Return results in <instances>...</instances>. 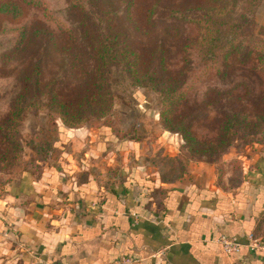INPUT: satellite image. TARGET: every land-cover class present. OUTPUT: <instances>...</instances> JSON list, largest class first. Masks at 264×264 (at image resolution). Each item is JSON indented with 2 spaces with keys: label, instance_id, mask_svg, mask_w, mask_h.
Here are the masks:
<instances>
[{
  "label": "rangeland",
  "instance_id": "374dc122",
  "mask_svg": "<svg viewBox=\"0 0 264 264\" xmlns=\"http://www.w3.org/2000/svg\"><path fill=\"white\" fill-rule=\"evenodd\" d=\"M40 1L0 0V202L13 195L23 173L40 179L62 159L79 165L76 177L84 181L94 174L99 182H123V170L134 165L169 184L193 182L197 172L230 192L245 181L264 153V138L246 144L245 125L232 143L218 139L229 115L249 122L260 112L264 83L249 67H234L224 79L201 62L200 33L180 16L204 0H98L99 9L87 0ZM3 4H18L20 13L2 12ZM255 22L264 37V0ZM103 31L126 37L142 80L134 85L112 71L110 110L96 89L93 40ZM157 85L185 96L168 113L169 126L162 121ZM20 107V127L7 135L4 127ZM107 136L114 140L107 143L111 153H99ZM121 144L128 153L118 149ZM5 259L0 264H23Z\"/></svg>",
  "mask_w": 264,
  "mask_h": 264
},
{
  "label": "crops",
  "instance_id": "0c3cea01",
  "mask_svg": "<svg viewBox=\"0 0 264 264\" xmlns=\"http://www.w3.org/2000/svg\"><path fill=\"white\" fill-rule=\"evenodd\" d=\"M110 137L99 153H111ZM255 165L231 192L201 172L193 182L167 184L135 165L123 170V182L78 179L81 167L64 159L40 179L25 172L0 202V262L264 264L261 253L227 254L219 242L264 239V153Z\"/></svg>",
  "mask_w": 264,
  "mask_h": 264
},
{
  "label": "trees",
  "instance_id": "16d2710c",
  "mask_svg": "<svg viewBox=\"0 0 264 264\" xmlns=\"http://www.w3.org/2000/svg\"><path fill=\"white\" fill-rule=\"evenodd\" d=\"M24 1L33 6H40L42 3L40 0ZM87 1L93 8L99 9L98 0ZM262 1L204 0L203 7L190 11L192 13H183L180 16L195 26L200 33L197 50H199L201 62L207 67L215 68L224 79L228 77L234 67L242 66L253 69L264 83V37L257 32L255 22ZM17 5L7 6V4H3L1 11L17 15L20 13ZM8 7L14 8V10L11 11ZM44 13L50 21L56 22L65 29L64 24L59 19L49 12H45V10L43 15ZM125 39L103 31L98 38L93 40L99 62V83L96 89L102 93V106H107L106 108L109 110L112 107L113 100V82L109 80L112 71H117L118 75L128 79L134 85L142 84L139 75V58L131 51ZM155 88L163 97L162 121L169 126L168 122L171 120L168 113L176 112L179 102L185 96L170 88L165 92L160 90L158 85ZM260 105V112L255 117L249 116V122L247 119L242 118L239 113L229 115L224 123L222 135L218 139L219 144L232 143L234 133H238L245 125H249V138L246 144L256 141L257 137L264 138V96ZM22 115V107L11 113L8 125L4 127L7 135L18 131ZM186 139L190 142V138L186 137ZM163 183L169 184V182Z\"/></svg>",
  "mask_w": 264,
  "mask_h": 264
},
{
  "label": "built area",
  "instance_id": "2783aa9c",
  "mask_svg": "<svg viewBox=\"0 0 264 264\" xmlns=\"http://www.w3.org/2000/svg\"><path fill=\"white\" fill-rule=\"evenodd\" d=\"M227 254L239 253L243 249H247L252 253H261L264 255V239L257 238L250 234L246 238V242L242 243L235 238L222 237L219 240ZM124 263H129V259H124Z\"/></svg>",
  "mask_w": 264,
  "mask_h": 264
}]
</instances>
